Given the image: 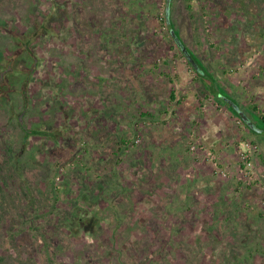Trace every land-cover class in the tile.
Returning <instances> with one entry per match:
<instances>
[{
  "label": "rangeland",
  "instance_id": "rangeland-1",
  "mask_svg": "<svg viewBox=\"0 0 264 264\" xmlns=\"http://www.w3.org/2000/svg\"><path fill=\"white\" fill-rule=\"evenodd\" d=\"M165 7L0 0V264H264V134L202 98L188 63L264 115V0H171L187 60ZM147 94L164 111L130 138ZM120 137L134 141L113 165Z\"/></svg>",
  "mask_w": 264,
  "mask_h": 264
},
{
  "label": "trees",
  "instance_id": "trees-1",
  "mask_svg": "<svg viewBox=\"0 0 264 264\" xmlns=\"http://www.w3.org/2000/svg\"><path fill=\"white\" fill-rule=\"evenodd\" d=\"M170 6H171V0H166V7H165V14L166 15L163 17V20H164V22L166 21V23L168 22V24L170 25V27H169L170 28V36L172 37V39L176 40L175 43L177 44L179 50H181L180 51L181 54H183L185 56L186 52H191V51H189L186 48V46L183 44L181 38L179 37L177 30L174 29L171 25V20L169 17ZM190 54H191L190 59H192L193 62H191L189 60L188 63L190 65L191 64L193 65V66L192 65L191 66H192V68L195 72V75H196L195 79H198V80L202 79L201 85L198 87V90L203 95L202 98H211V99L214 98L215 100H213V99L212 100L215 101L216 103H218V102L219 103H223V102L226 103V105H228V108H230V110L234 113V115L238 116L239 119L241 120V122L246 125V127L250 131V133L256 134V135H258V133L264 134V115L256 113V106L255 105L249 106L247 108V110H249L250 115L247 114L246 111H244L241 108V106L239 105L238 100L236 98L234 99L230 95L232 92H225L226 90L222 88L223 84L220 81L216 80L217 76L216 75L214 76L212 74V72L207 70L206 65L204 66V64L202 62H199V59L196 56H194V54L192 52ZM185 59H186V56H185ZM4 60H5L4 63L5 64L7 63V66L6 67L2 66V68H0V84H2V82H5L7 73L10 72V70L12 69V64H9L8 60L6 58H4ZM157 63H159V62H157ZM164 63H166V60H164ZM32 69H34V68H31V70ZM26 84L27 83L25 82V85ZM167 97L169 100L172 101V106L174 109L180 110L182 108V105L185 101L184 100L185 97L182 96L183 97L182 99L180 97L177 98V88H171L170 92H168V94H167ZM217 98L220 100H218ZM107 99H108V97H107ZM105 103L107 104V106H109V104H110L109 100L105 101ZM131 105H132V103L128 104V106H131ZM135 109L137 110V108H135ZM135 109L134 110L131 109V113L134 114V119H133V121L129 122L128 126L126 125L127 129L124 128L125 132L123 133V134H130V136H129L130 138H132V136H133L132 133L138 134L139 132H141V129L144 128L148 124V122L151 121V123H153V125H154L156 118H158L156 113H153V112L147 110L146 108H143V106H142V108H140V111H138L137 113L135 112ZM240 112L242 113V115H240ZM243 115L245 116V119L243 118ZM162 122H163V120L161 121V123ZM192 122H194V120H192ZM176 134L178 135V138L181 139V141L187 140L186 135L188 133H187L186 127H183L182 131L177 130ZM180 139H179V141H180ZM131 140L132 141H130V139L128 140V138L125 140V139H122V137H120L117 140V142H116L117 143V149L114 151V154H113L115 157V158H113V165L120 163V161L122 160V153L124 152L125 147L130 148V146H132V144H133L134 140L133 139H131ZM11 147L12 146H9V145L7 146V151H6V153L8 154L7 159L11 160V162L14 163V165H17V163L20 161V155L17 154V151L14 153V151H12L13 147L12 148ZM154 150H156V149H154ZM120 152H122V153L120 154ZM246 161H247V159H246ZM244 165H245V163H242V166H244ZM22 166H23V164H22ZM112 169H113V167H112ZM0 171H1V168H0ZM112 171H114V170H112ZM54 187H55L56 191L61 189V187L57 186V185H55ZM246 188H249V186H246ZM244 205L247 206L248 204L245 202ZM262 211L263 210H261V209H258V211H257V215L259 218H264V214ZM251 250H253V249H251ZM258 250L260 251V249H258V248L255 249V251H258Z\"/></svg>",
  "mask_w": 264,
  "mask_h": 264
},
{
  "label": "crops",
  "instance_id": "crops-1",
  "mask_svg": "<svg viewBox=\"0 0 264 264\" xmlns=\"http://www.w3.org/2000/svg\"><path fill=\"white\" fill-rule=\"evenodd\" d=\"M193 53V52H192ZM197 58H199L198 56H196ZM201 62H202V60H201ZM203 63V62H202ZM204 64V63H203ZM204 66H205V64H204ZM207 68V67H206ZM207 70H209L208 68H207ZM213 74V73H212ZM214 75V74H213ZM180 77H181V74H180ZM199 81V80H198ZM131 87H133V86H131ZM134 88L135 87H133V90L132 91H134ZM131 89L132 88H130V91H131ZM170 90H171V88H170ZM142 92H145V90H141ZM153 91V93H156L154 90H152ZM133 93V92H132ZM134 93H135V91H134ZM145 93H147V92H145ZM153 93H151V94H153ZM151 94H147L148 96V101H150L149 103H148V107H147V109L149 110V111H151V112H153V113H155V111L157 112V110L159 111V109L157 108L158 106H160V105H157L155 102H153L151 99V97L152 96H150ZM154 95H156V94H154ZM108 97V96H107ZM156 97H157V95H156ZM137 98V97H136ZM179 98V97H178ZM181 98V97H180ZM108 99L106 98V101H107ZM185 101H184V103H183V105H182V108H181V112L182 113H188V112H191L192 110H193V108H194V106H195V103L194 102H191L190 100H191V97L190 96H186L185 97V99H184ZM131 101V100H130ZM130 101L128 102V104H130ZM159 101H160V103H161V99H159ZM141 104V103H140ZM155 108H157V109H155ZM199 110V109H198ZM198 110L196 109V111H194L195 113H198ZM162 111H164V108H163V110H161V111H159V112H162ZM194 113V115L192 114L191 116L192 117H194L196 114ZM199 113H200V116H203L204 117V122H208V118H206V117H209V115H212V114H210L211 112L208 110L207 111V109H204L203 111H199ZM176 128H177V126H176Z\"/></svg>",
  "mask_w": 264,
  "mask_h": 264
},
{
  "label": "water",
  "instance_id": "water-1",
  "mask_svg": "<svg viewBox=\"0 0 264 264\" xmlns=\"http://www.w3.org/2000/svg\"><path fill=\"white\" fill-rule=\"evenodd\" d=\"M190 61L191 62H193V60L192 59H190ZM195 64V63H194ZM240 115H242V113L240 112ZM243 118L245 119V116L243 115Z\"/></svg>",
  "mask_w": 264,
  "mask_h": 264
}]
</instances>
